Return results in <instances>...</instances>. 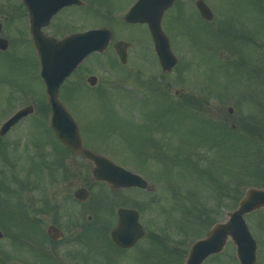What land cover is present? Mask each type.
<instances>
[{"label": "rangeland", "instance_id": "obj_1", "mask_svg": "<svg viewBox=\"0 0 264 264\" xmlns=\"http://www.w3.org/2000/svg\"><path fill=\"white\" fill-rule=\"evenodd\" d=\"M195 1L176 0L162 20L163 32L170 36V46L177 57V64L171 73L161 72L153 54L150 36L144 27L117 22L114 26L119 36L115 35L114 38L122 37L131 42L127 66L123 68L114 63L110 57L111 49L106 50L102 56L97 54L94 59H89L84 68L96 66L94 72L99 73L105 84L102 87L109 88L104 92L78 95L69 92L72 88L69 85L67 93H64L63 104L68 106L79 125L84 146L144 177L154 187L152 193L130 192L125 198L141 209L139 220L146 230V237L130 254L124 256L112 248L114 253L110 252V245L104 238L106 236L108 239L116 225L115 217L111 219V212L107 208L111 201L108 189L92 179L90 163L57 146L45 127L48 126L49 117H46V105L43 103L47 100L44 87L37 79L34 53L22 47L19 43L22 39L18 38V54L0 53V124L22 107L33 106L31 116L0 138V184L5 183L9 191V194L3 192L0 195V264H26L22 263L25 262L23 258L28 260L39 254L33 246H37V249L42 246L47 252V246L36 244L28 233L23 234L22 238L18 236L15 226L16 214H29L33 202L41 201L40 198L45 197L50 202L52 221L62 224V228L55 225L61 231L64 228L66 240L72 236L69 232L72 222L79 225L73 233L78 234L82 225L89 227L85 232L86 238L93 237L92 241L98 244L92 243L93 248H99V254L108 258V262L146 264L153 260L154 264L158 261L159 264L161 260L159 251L154 250V236L166 250L176 251V257L172 259L177 258V254L180 259L174 264H183L189 247L195 241L204 237L211 226L228 221L226 215L237 208L234 207V197L242 196L248 188L264 187V178L251 177L250 183L236 182L245 158L221 150L218 147L220 137L214 138L220 133L218 129H223L222 124L226 125L228 141L230 131L231 138L238 133L245 135L243 127H248L252 121L264 120V0H203L214 13V19L210 23L205 22V27L195 17ZM98 16L102 19L98 17L95 24L110 23L111 26L112 16ZM114 17L119 18L121 14L116 13ZM10 25H4L5 29H9ZM201 27H204L206 38L203 35L202 44L197 48L190 39L194 37L193 31L199 32L197 29ZM120 28L126 31L124 36ZM143 51L148 52L149 58L145 66L140 65V52ZM206 72H209L216 87L217 100L212 105L205 103L204 107L213 109V112L203 113L199 95H196L198 101H194V105L187 103L180 108L179 75L184 73L185 81L187 76L189 84H186L188 89H185V93L193 95L196 93V78L203 73L207 76ZM133 77H137L138 81ZM119 79L127 81L122 82L124 85L120 89L116 87L112 90L111 87ZM150 83L154 89L149 87ZM229 108L232 113H229ZM162 115V118H157ZM230 126L234 127V131L229 130ZM241 128L244 130L241 131ZM172 129L180 136L186 134L190 144L185 145L182 137L172 133ZM39 135L43 139L37 138ZM201 136L203 141L199 140ZM175 137L180 141H175ZM212 140L217 145L209 149ZM255 140H258L255 158L260 161L259 168H264V131ZM197 142H200V147L196 146ZM155 145L161 148L167 160L155 158ZM144 146H151L152 151L144 152ZM57 159L63 160V169H50L48 165ZM247 163L250 165L251 161ZM41 168L45 173L43 179ZM202 170L212 174L214 184L217 181L220 184L222 179L223 183L233 187V197L220 198L218 187L219 196L215 194L208 174H202ZM230 171L232 178L227 173ZM14 177L16 183L11 182ZM79 187L89 192L85 204H78L73 199ZM236 188H239L238 192ZM191 191L193 198L188 195ZM98 201H105L99 207L100 212L95 208ZM152 201L156 202L152 204ZM144 203H147L146 207ZM192 210L196 214L191 213ZM63 215L66 217L64 221L59 218ZM247 219L252 237L262 242L257 253V264H264V210L252 213ZM27 223H22L20 232H25ZM93 248L90 245H73L66 250L75 255L82 250L92 252ZM235 253V246L228 240L224 251L217 257L207 259L204 264H239ZM125 256L131 259L128 261Z\"/></svg>", "mask_w": 264, "mask_h": 264}, {"label": "flooded vegetation", "instance_id": "obj_2", "mask_svg": "<svg viewBox=\"0 0 264 264\" xmlns=\"http://www.w3.org/2000/svg\"><path fill=\"white\" fill-rule=\"evenodd\" d=\"M30 1L33 3L41 2V6L43 7L34 6L33 9H35V11L39 12V11L49 10V7L44 6V5H47L50 0H30ZM135 1L136 0H127V2L126 0H62V2L64 3V5L61 7L62 9L51 18L49 23H46V21H42L40 23L41 24L40 30L45 35L46 39L54 38L55 40L61 41V39L70 37L72 35H79V34H83L84 32L91 31L93 29L107 27L111 31V35H112L111 37L112 40L109 46L107 47V50L111 49V52H112V55L110 56L111 59L114 61V63L117 62L120 65V59L118 55L115 54L113 46L118 41H122L125 43L127 42L130 45H131V42H129L128 40L122 37H118L117 39L114 38L115 35L119 36L117 34V31H115L114 24H117V22H119L127 26L135 25V24H130V23L126 24L123 21L125 13L134 5ZM116 13H120L121 17L115 18L114 14ZM194 13L196 14L195 17L196 19H198L197 20L198 23L203 24V26L205 27L206 21L200 16L196 8L194 9ZM3 14H5L6 16H4ZM104 14L110 15L113 17V19H111L112 20L111 26H110V23H104V25H98L94 23L96 20H98V17L100 18V20L102 19L98 15H104ZM29 18H30L29 10L27 9V6L24 5L22 0H6L5 3H4V0H0V38L3 39L4 41L2 42H6L5 44L7 45L6 51L0 50L1 54H8V52L18 54L17 52L19 51L20 46L19 47L16 46V38H18V40L22 39L21 42L19 41L22 47L28 49L29 51L31 50L32 52L36 54L35 52L36 51V41H34V38H33V34H35L36 30L34 28L33 29L31 28V23H30ZM85 22H88V24H85ZM9 24H11L10 28L6 30L5 26ZM137 25L144 27L146 31L148 32V36H150L147 25H141V24H137ZM204 27H201L200 29L198 28L197 30H199V32H196V30L193 31L194 37L190 39L191 41H194V44L197 45V48H199V46L202 44L201 39L203 35L206 38ZM120 30L124 32L123 33V36H124L126 34V31L122 28H120ZM129 50H130V46H129L128 54H127L128 62L130 61L129 56L131 55ZM140 54H141L140 57L142 58V63L140 62V65L145 66L147 64V61L149 60L148 52L143 51V52H140ZM153 54L155 56L154 47H153ZM96 55L97 53L91 54L90 56L87 57L86 61L89 59H94ZM84 67H86L85 62L76 71H74V74L66 82V85H64L61 88L60 94L62 96L65 95L64 93L67 91V86L69 85H72V88L70 91L69 90L68 91L78 94V95H80L81 93H85V92H96V93L104 92L109 88V86L107 89L102 87V84L103 85L105 84L101 81L102 79L98 75V72L96 71L94 72L96 66L91 67V68L89 67L84 68ZM206 73H208L207 76L205 73H203V75H200V77L203 76V78H200V77L196 78L197 81L194 83V87L196 88L195 89L196 93H194L193 95L192 94L186 95L185 89H188L186 88V84L188 83L189 79L186 76L187 80L185 81L184 73L180 74L179 79H178V85L180 86V89H181L180 99H181V103H185L187 99H191L194 102V101H198L196 100L198 99L197 98L198 96L196 95H199L200 100H201L200 102L202 103L203 109H204L203 112H210V111L213 112V109L209 110L206 107H204L205 103L207 104L210 103V105H212L215 102V100H217L216 87L214 86L213 81L211 80V77H209V72H206ZM89 77L95 78V80H90V82L94 83L95 86L90 85V82L88 81ZM96 93H91V94H96ZM162 117H159V118H162ZM182 139L185 145L190 144L188 142V136L186 134L183 135ZM197 145L198 144H196V146ZM40 170H41L40 175L42 177L41 179H43V176L45 175V173L42 168ZM104 187L108 189V193L111 195V196L109 195V198H111V201L108 199L109 207L107 206V208L111 212L110 214L111 219L112 217H115L114 221H116V224L118 222L117 221L118 213L120 210L136 209L138 211H141V209L138 206H135L134 204L131 203L129 199H125V198L127 195L131 194L130 192L147 193L146 190L142 191L136 188H133L131 190H128V189L116 190V189H110L105 184H104ZM74 195L75 194H73V199L74 201H76V198ZM40 199L41 201L33 202L34 206L30 208L29 214L27 212L26 214H22V213L16 214L15 226L17 228L18 236L22 238L23 234L27 235L28 233V235L32 237V240L36 244L41 243L47 246V252L45 251L44 247L41 246V244H39L41 247L38 249H37V246L32 245L34 249L38 250L39 252L38 256L37 257L32 256L28 258V260L23 258L25 262H22V263H26V264H128V262H125V263L108 262V258L102 257L99 254V248L95 249V246L93 248L92 243L98 246L96 242L92 241L94 240L93 237L91 238L88 236L86 238L85 232L89 229V227L88 228L78 227L79 228L78 234L73 233L75 232V229L77 228V226H75L74 228L70 227L69 232L72 234V236L70 237V239L66 240V234L63 231L64 228L61 231V229L57 227L59 225L61 227L62 224H60L59 221H56L55 222V224H57L56 226L54 224V221H52L53 213H52V206L50 202L45 197L40 198ZM76 202L78 204H83L78 201ZM155 202L156 201H152L151 203L154 204ZM36 203H39L40 205L35 206ZM146 204L144 203L143 206H145ZM95 208L97 211H99V207L97 205L95 206ZM24 216L26 218H24ZM59 218L63 221L66 219L64 215L59 216ZM26 221L28 223L26 224L27 227L25 228L26 229L25 232H20L19 227L22 226L23 224L25 225ZM72 224H74V222H72ZM28 226L31 227L32 230L28 228ZM51 226H55L58 230L61 231V233L63 234L62 238H60L59 240H54L50 237V235H48V229ZM104 238L106 239V242L108 243V245H110V252H113L112 250H116L120 252L119 255L121 256H124L125 254H130L129 252L134 250L140 241L144 240V238L138 240L137 241L138 243L130 249H125V248L121 249L115 243L112 242L111 232L108 236V239L106 238V236ZM152 238L155 239L156 237L153 236ZM73 245L74 246L85 245L86 247L90 245L91 249L93 248L95 251L92 250V252L91 251L89 252L87 250H82L80 253H76L75 255H72V253H69V252L67 253L66 249H68V247L73 246ZM125 257H128V261L131 259L129 258V256H125ZM31 258H37V259L30 260ZM179 259L180 258L177 254V258L172 259L171 264H174L175 262H179L178 261ZM185 263L186 261L184 260L183 264Z\"/></svg>", "mask_w": 264, "mask_h": 264}, {"label": "water", "instance_id": "obj_3", "mask_svg": "<svg viewBox=\"0 0 264 264\" xmlns=\"http://www.w3.org/2000/svg\"><path fill=\"white\" fill-rule=\"evenodd\" d=\"M173 2L174 0H139L135 7L126 15V21L130 23L140 22L149 25L161 68L167 72H170L175 65L176 58L173 57L168 45V39L161 30L160 21L164 15L163 13L173 5ZM197 8L205 20L212 21L214 15L203 1L200 0L197 3ZM99 32L85 33L70 43L62 41L60 44L61 48L53 52L54 56L49 51H40V73L44 84H46V92L49 97L48 105L50 106L51 116L49 125L65 148L87 161L90 160L94 164L93 178L96 181H104L116 189L122 187L131 188L133 186L142 189L149 188L140 177L116 167L111 161L100 155L87 151L82 145L77 124L59 101V88L73 68L82 62L81 60L88 53L94 50H104L108 40L105 42V46L100 48L99 40L96 38ZM2 41L0 39V49L5 50L7 47L6 42ZM125 47L126 45L122 42L116 43L114 47L120 55L122 63L126 62ZM32 111L33 109L28 107L16 113L11 117V120L2 125L0 136L9 131L11 126L23 117L32 114ZM87 196V192L82 189L75 194L78 201H85ZM239 205V208L229 215L230 219L228 222L216 225L207 234L205 240H201L191 248L187 264H202L204 259L211 254L220 253L228 237L233 240L237 248V259H239L241 264L256 263V243L245 225L244 216L252 211L264 208V189L251 188L246 191ZM118 221V227L112 233V240L122 248L134 246L136 241L143 236L138 213L136 211H119ZM48 235L54 240L61 238V234H58L53 227L49 229Z\"/></svg>", "mask_w": 264, "mask_h": 264}, {"label": "trees", "instance_id": "obj_4", "mask_svg": "<svg viewBox=\"0 0 264 264\" xmlns=\"http://www.w3.org/2000/svg\"><path fill=\"white\" fill-rule=\"evenodd\" d=\"M45 110V114H47L48 112V108L47 106L44 108ZM260 128H252V129H246L245 130V135H238L234 138H229L228 141H226V132L222 131L220 133V141H221V150L223 149V151L226 152H230L229 154L235 155L239 157V155L244 156L245 158V163L242 165V173L240 172V176H236L237 178H235L236 182H240L242 181L243 183L247 182L250 183L249 181L251 177H258L259 179L264 178V170L263 169H259V164L260 161H258L254 154H253V150L256 146V142L258 140H254L253 138H257L258 137V133L260 132ZM228 142V143H227ZM234 142V143H231ZM242 153V154H241ZM248 161H251V164L249 165V163H247ZM228 176H231L230 178H232V174L231 171L227 172ZM236 190V189H235ZM2 187H0V193L2 192ZM231 192H233V187L229 186V184H226V192L225 195H227V198L230 199L231 197H233V195L231 194ZM238 192V191H237ZM236 195V194H235ZM240 195L234 197V199H239ZM167 251L163 250V254L165 256H168ZM169 261V259L167 260V262Z\"/></svg>", "mask_w": 264, "mask_h": 264}]
</instances>
